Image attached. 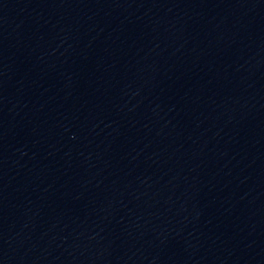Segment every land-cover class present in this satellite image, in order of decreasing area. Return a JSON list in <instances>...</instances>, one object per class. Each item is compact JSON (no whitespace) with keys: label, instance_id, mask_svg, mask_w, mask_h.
<instances>
[{"label":"water","instance_id":"obj_1","mask_svg":"<svg viewBox=\"0 0 264 264\" xmlns=\"http://www.w3.org/2000/svg\"><path fill=\"white\" fill-rule=\"evenodd\" d=\"M0 264H264V0H0Z\"/></svg>","mask_w":264,"mask_h":264}]
</instances>
